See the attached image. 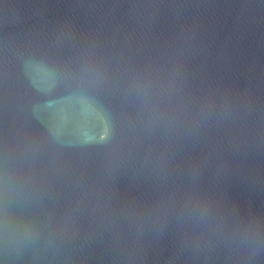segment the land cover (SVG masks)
<instances>
[{"label":"water","instance_id":"1","mask_svg":"<svg viewBox=\"0 0 264 264\" xmlns=\"http://www.w3.org/2000/svg\"><path fill=\"white\" fill-rule=\"evenodd\" d=\"M0 264H264V0H0Z\"/></svg>","mask_w":264,"mask_h":264}]
</instances>
